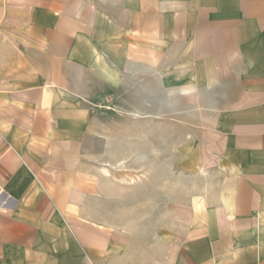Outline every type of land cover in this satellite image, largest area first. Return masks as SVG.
<instances>
[{"label": "crops", "instance_id": "obj_1", "mask_svg": "<svg viewBox=\"0 0 264 264\" xmlns=\"http://www.w3.org/2000/svg\"><path fill=\"white\" fill-rule=\"evenodd\" d=\"M128 71L196 120L197 192L145 241L84 164L80 88ZM87 262L264 264V0H0V264Z\"/></svg>", "mask_w": 264, "mask_h": 264}, {"label": "rangeland", "instance_id": "obj_2", "mask_svg": "<svg viewBox=\"0 0 264 264\" xmlns=\"http://www.w3.org/2000/svg\"><path fill=\"white\" fill-rule=\"evenodd\" d=\"M94 74L92 71L90 78ZM127 74L126 87L103 86L97 82L99 86L80 88L83 95L97 100L82 106V121L88 123L89 136L94 134V140L85 141L84 164L87 172L95 176L98 192L110 193L113 210L124 207L128 213L142 208L145 241L149 236L152 207H159V214H154L153 220H158L160 229H165L171 198L178 205L197 192L198 179L184 167L190 153L185 150L188 147L185 144L194 142L190 141L192 136L185 134L188 127L184 122L188 125L196 120L183 118L182 103L169 106L165 94H161L163 87H159L157 101L154 96L150 102L152 88L135 87L134 78L129 71ZM102 75L95 74V81L103 78ZM140 94L142 102L138 101ZM168 129L171 135H167ZM105 170L109 176L104 174ZM86 249L82 248L85 259ZM143 249L147 253L144 256L149 258V246L144 245Z\"/></svg>", "mask_w": 264, "mask_h": 264}, {"label": "bare ground", "instance_id": "obj_3", "mask_svg": "<svg viewBox=\"0 0 264 264\" xmlns=\"http://www.w3.org/2000/svg\"><path fill=\"white\" fill-rule=\"evenodd\" d=\"M100 57H101V56H100ZM100 61H101V60H100ZM102 65H103V64H102ZM103 66H104V65H103ZM101 70H102V69H101ZM103 72H104V71H103ZM136 116L138 117V116H139V114H136ZM121 167H122V166H121ZM104 174H105V175H107V176H109V172H108V171H106V170L104 171Z\"/></svg>", "mask_w": 264, "mask_h": 264}]
</instances>
